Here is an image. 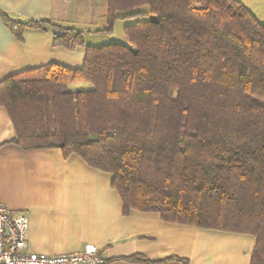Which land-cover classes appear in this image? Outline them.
I'll list each match as a JSON object with an SVG mask.
<instances>
[{
	"label": "trees",
	"instance_id": "obj_1",
	"mask_svg": "<svg viewBox=\"0 0 264 264\" xmlns=\"http://www.w3.org/2000/svg\"><path fill=\"white\" fill-rule=\"evenodd\" d=\"M0 18L19 41L50 27L55 46H84L85 32ZM127 18L128 44L88 46L80 69L48 64L0 82L11 143L111 174L123 215L253 236L250 264H264V26L238 0H107L95 33Z\"/></svg>",
	"mask_w": 264,
	"mask_h": 264
},
{
	"label": "crops",
	"instance_id": "obj_2",
	"mask_svg": "<svg viewBox=\"0 0 264 264\" xmlns=\"http://www.w3.org/2000/svg\"><path fill=\"white\" fill-rule=\"evenodd\" d=\"M106 6L107 0H0V12L13 20L86 33L84 46L67 50L53 44L55 28L25 29L19 41L0 18V82L48 64L80 69L88 46L118 41L116 24L112 35L95 33L106 28ZM14 138L0 107V204L26 213L29 252L53 256L93 244L105 264H250L253 236L170 224L151 212L123 215L111 174L58 149L23 151ZM131 256L148 263L125 260Z\"/></svg>",
	"mask_w": 264,
	"mask_h": 264
},
{
	"label": "built area",
	"instance_id": "obj_3",
	"mask_svg": "<svg viewBox=\"0 0 264 264\" xmlns=\"http://www.w3.org/2000/svg\"><path fill=\"white\" fill-rule=\"evenodd\" d=\"M28 218L25 212L13 211L0 204V264H105L93 244L72 253L38 255L27 249Z\"/></svg>",
	"mask_w": 264,
	"mask_h": 264
},
{
	"label": "rangeland",
	"instance_id": "obj_4",
	"mask_svg": "<svg viewBox=\"0 0 264 264\" xmlns=\"http://www.w3.org/2000/svg\"><path fill=\"white\" fill-rule=\"evenodd\" d=\"M241 4L246 7L253 16L257 19V21L264 26V0H238ZM137 12L142 13L143 15L140 17L142 20H147L149 16L148 7H142L137 10ZM137 20L134 18H127L124 20H120L116 23L114 37L118 36V41L116 43L127 45V39L123 34V27L126 25H132ZM89 86L86 84H73L69 88L71 90H81L86 89Z\"/></svg>",
	"mask_w": 264,
	"mask_h": 264
}]
</instances>
